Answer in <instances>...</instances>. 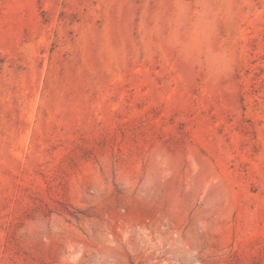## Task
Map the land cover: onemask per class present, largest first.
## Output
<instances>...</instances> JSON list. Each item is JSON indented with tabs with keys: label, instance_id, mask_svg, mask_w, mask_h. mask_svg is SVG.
<instances>
[{
	"label": "rangeland",
	"instance_id": "1",
	"mask_svg": "<svg viewBox=\"0 0 264 264\" xmlns=\"http://www.w3.org/2000/svg\"><path fill=\"white\" fill-rule=\"evenodd\" d=\"M0 264H264V0H0Z\"/></svg>",
	"mask_w": 264,
	"mask_h": 264
}]
</instances>
